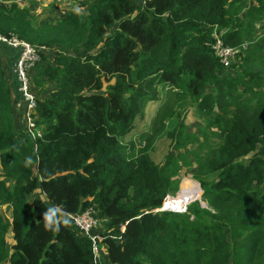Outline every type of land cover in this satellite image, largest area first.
I'll return each mask as SVG.
<instances>
[{"label": "trees", "instance_id": "obj_1", "mask_svg": "<svg viewBox=\"0 0 264 264\" xmlns=\"http://www.w3.org/2000/svg\"><path fill=\"white\" fill-rule=\"evenodd\" d=\"M30 6L0 0V33L45 47L29 73V114L41 129L32 138L3 64L18 50L0 43V168L11 181L0 179L11 205L10 225L0 214V264H94L90 240L72 225L43 230L53 203L64 213L95 208L113 264H228L249 249L264 261V0H90L55 20H34ZM214 30L240 50L228 65L208 45ZM159 84L189 96L206 123L191 177L216 213L200 200L183 213L153 212L175 190L178 168L164 174L147 149L120 141Z\"/></svg>", "mask_w": 264, "mask_h": 264}, {"label": "rangeland", "instance_id": "obj_2", "mask_svg": "<svg viewBox=\"0 0 264 264\" xmlns=\"http://www.w3.org/2000/svg\"><path fill=\"white\" fill-rule=\"evenodd\" d=\"M89 1L90 0H63V2L62 0H17V3L20 5L31 3L30 7L33 9L32 14L34 20L40 18L55 20V15L62 16L67 10L84 11ZM52 11H54L55 14H52ZM12 87L13 91L19 94L17 86L12 85ZM44 87L45 91H47L51 89V84L45 83ZM157 89L158 99L147 100L143 104L140 113L135 119L133 129L121 138L120 141L125 147L133 146L135 151L141 148L147 149L152 159L163 168L162 171L164 174H167L173 168L177 167L179 174L177 172L173 180V187L176 188H174L175 190L170 192L168 196H174L179 192L178 197L174 200L176 204L180 202L179 199L193 197L194 200H198L200 198L205 208L208 204L206 205L205 201L201 199L202 189H200L198 181L191 177V172L197 166L192 157L193 151L195 150L194 148L197 147L198 142L203 141L206 137L202 135L206 123L202 115L197 111L196 104L189 96L183 93H177V90L173 89L172 86H167L165 84L157 85ZM42 95H44V93H42ZM169 110H173L174 114H169V116L164 119V127L161 128L159 123L160 115ZM181 120L183 121L182 126L178 125ZM171 133H173V137L170 135ZM193 135L196 136V139L192 138ZM177 138H179V142L174 141V139ZM207 138L209 141L217 140L215 137L211 136L210 133L207 135ZM182 140L188 141L186 146L181 144ZM168 155H171V158H168ZM248 158L249 156L246 157V159ZM167 162L169 163L168 167H166ZM196 193L197 195L195 196ZM38 195L37 193H33V196ZM213 206L214 205L209 204V208L207 207V209L216 213ZM221 206L222 205L215 207L220 208ZM257 219L259 221H264V216L257 217ZM99 222L100 225L98 229L103 230L104 221L99 219ZM102 245L103 244L100 243V246ZM239 247H241V245L238 244L236 248ZM242 248L246 250L247 247ZM250 253L251 250L249 249L240 258H238L239 255L235 259L230 258L228 264H264V261L259 258L256 260H254V258L251 259L249 257ZM209 259L210 256L204 259L202 264ZM212 264L217 263L212 262Z\"/></svg>", "mask_w": 264, "mask_h": 264}, {"label": "built area", "instance_id": "obj_3", "mask_svg": "<svg viewBox=\"0 0 264 264\" xmlns=\"http://www.w3.org/2000/svg\"><path fill=\"white\" fill-rule=\"evenodd\" d=\"M214 41L208 44L220 63L228 65L235 54L240 50L236 46L225 44L223 38L218 31L212 33ZM0 43L10 46L18 50L17 58L13 65V71L16 76L17 89L20 94V100L15 103L18 109L24 110L25 114V130L27 129L30 136L33 138L40 135V131L35 127V123L30 116V111L35 105L34 94L30 89V70L40 60V51L45 49L44 46L34 45L24 39L18 38L14 34L5 35L0 33ZM174 196H166L162 205L154 208L153 211H171V212H186L187 205L191 200H187L183 204H175ZM69 218V224L72 225L81 235L86 236L92 246L95 257L98 256L99 243L105 237L96 232L99 226V217L93 206L87 207L85 210L78 213H65Z\"/></svg>", "mask_w": 264, "mask_h": 264}, {"label": "crops", "instance_id": "obj_4", "mask_svg": "<svg viewBox=\"0 0 264 264\" xmlns=\"http://www.w3.org/2000/svg\"><path fill=\"white\" fill-rule=\"evenodd\" d=\"M62 2H63V0H62ZM32 11H33V9H32ZM68 11L69 10H67L66 12H68ZM52 14H55L54 11H52ZM10 52H11V55L8 57V55L6 54V56L4 57V60H3V64L5 66V74H6V77L11 78V80H10L11 85H13L12 83H14V86H17L16 76H15V73L13 71V65H14L16 58H14V52L13 51H10ZM12 96H13L12 100H14L13 103H16L17 101L20 100V95L16 91L15 92L13 91ZM15 114H18L19 121L23 125H25V114H24L23 108L18 109L16 107ZM0 179L5 181L6 185H8V186L10 185V182H11L10 179L6 178L2 175L1 168H0ZM34 193H37L40 195L39 191H35ZM32 197H33V193H32V195H30L29 198H32ZM0 214L4 217V219H6L8 225H10L11 224V205H10V203H7V202H4L3 200H0ZM5 242H6V250L9 253L10 245L13 243L12 231L10 229V226L8 227L6 234H5ZM98 253H99V256H98L97 262L95 264H113V263H110L108 260L107 246L105 244L100 246ZM1 264H7V260H5Z\"/></svg>", "mask_w": 264, "mask_h": 264}, {"label": "clouds", "instance_id": "obj_5", "mask_svg": "<svg viewBox=\"0 0 264 264\" xmlns=\"http://www.w3.org/2000/svg\"><path fill=\"white\" fill-rule=\"evenodd\" d=\"M224 32V30H221L220 33L222 36V33ZM15 105V103H14ZM15 110H16V106H15ZM40 131L41 134V129L38 126L37 127ZM32 137V136H30ZM33 138V137H32ZM32 164V158L31 156H28L25 158V166H30ZM179 193V192H178ZM167 196V195H166ZM164 200V199H163ZM163 202V201H162ZM192 202V201H191ZM153 211V210H152ZM165 211V210H162ZM154 212V211H153ZM155 212H159V211H155ZM104 219V218H102ZM101 219V220H102ZM40 223L41 226L43 228V230L45 231H53V232H59L61 230V226L62 225H66L69 223V218L68 216L63 212V210L58 207L55 203H53L51 206L47 207L46 209H44V211L41 213L40 216ZM100 225V222H99ZM99 226L96 229V232L98 234L103 235L102 233L98 232ZM78 232V231H77ZM79 233V232H78ZM80 234V233H79ZM81 235V234H80ZM83 236V235H82ZM106 237V235H103ZM86 237V236H85ZM102 241V240H101ZM100 241V243H101ZM99 243V245H100ZM92 247V246H91ZM99 247V246H98ZM93 251V250H92ZM99 256V253H98ZM98 256L95 257L94 253H93V257H94V264L97 262Z\"/></svg>", "mask_w": 264, "mask_h": 264}, {"label": "bare ground", "instance_id": "obj_6", "mask_svg": "<svg viewBox=\"0 0 264 264\" xmlns=\"http://www.w3.org/2000/svg\"><path fill=\"white\" fill-rule=\"evenodd\" d=\"M178 194H179V193H178ZM196 195H197V193L195 194V196H196ZM177 197H178V195H177L176 197H174V200H175ZM187 200H192V201H193L194 199H193V197L188 198V199H187V198H186V199H179V201H180L179 203H180V204H183V203L186 202ZM174 203H175V201H174ZM175 204H176V203H175Z\"/></svg>", "mask_w": 264, "mask_h": 264}, {"label": "water", "instance_id": "obj_7", "mask_svg": "<svg viewBox=\"0 0 264 264\" xmlns=\"http://www.w3.org/2000/svg\"><path fill=\"white\" fill-rule=\"evenodd\" d=\"M201 192H202V190H201ZM198 198H199V197H198ZM198 198H197V199H198ZM198 200H200V198H199ZM200 202H201V205L204 206V203H203L201 200H200Z\"/></svg>", "mask_w": 264, "mask_h": 264}]
</instances>
